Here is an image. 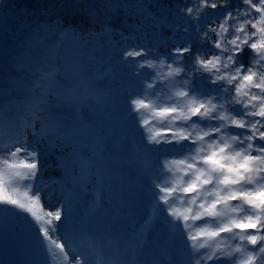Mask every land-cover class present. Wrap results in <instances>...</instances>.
Instances as JSON below:
<instances>
[{
	"label": "snow or ice",
	"instance_id": "1",
	"mask_svg": "<svg viewBox=\"0 0 264 264\" xmlns=\"http://www.w3.org/2000/svg\"><path fill=\"white\" fill-rule=\"evenodd\" d=\"M9 252L264 264V0H0Z\"/></svg>",
	"mask_w": 264,
	"mask_h": 264
},
{
	"label": "rangeland",
	"instance_id": "2",
	"mask_svg": "<svg viewBox=\"0 0 264 264\" xmlns=\"http://www.w3.org/2000/svg\"><path fill=\"white\" fill-rule=\"evenodd\" d=\"M20 195L22 196V193H21ZM44 207H45V208H49V205H48V203H47L46 201L44 202ZM138 213H139L138 217L142 218L143 215H144V210H143L142 207L139 209ZM3 258H4L6 261H8L9 264H12V262L15 261V260L17 259V257H16L15 255H13L11 252L5 254Z\"/></svg>",
	"mask_w": 264,
	"mask_h": 264
},
{
	"label": "bare ground",
	"instance_id": "3",
	"mask_svg": "<svg viewBox=\"0 0 264 264\" xmlns=\"http://www.w3.org/2000/svg\"><path fill=\"white\" fill-rule=\"evenodd\" d=\"M49 205V204H48ZM138 215H139V213L137 214V216H136V220H140L141 218L140 217H138Z\"/></svg>",
	"mask_w": 264,
	"mask_h": 264
}]
</instances>
